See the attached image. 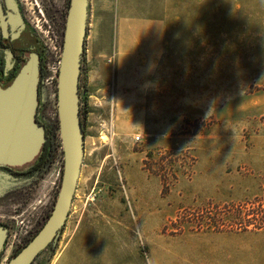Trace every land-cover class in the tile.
I'll list each match as a JSON object with an SVG mask.
<instances>
[{"label": "rangeland", "instance_id": "374dc122", "mask_svg": "<svg viewBox=\"0 0 264 264\" xmlns=\"http://www.w3.org/2000/svg\"><path fill=\"white\" fill-rule=\"evenodd\" d=\"M17 1L45 48L38 117L57 131L70 0ZM86 39L82 171L34 264H114L115 249L126 263L264 264V0H90ZM61 166L55 154L12 205L0 183V221L16 223L1 264L51 213Z\"/></svg>", "mask_w": 264, "mask_h": 264}, {"label": "water", "instance_id": "95a60500", "mask_svg": "<svg viewBox=\"0 0 264 264\" xmlns=\"http://www.w3.org/2000/svg\"><path fill=\"white\" fill-rule=\"evenodd\" d=\"M89 10L90 0H70L57 89L58 119L64 149L60 191L45 225L7 264H32L56 240L70 216L85 155L79 83L87 42ZM5 15L0 0V20L7 35ZM40 80L39 54L32 51L11 83L0 87V167L29 164L42 151L46 131L43 125L36 122ZM5 235L6 231L0 228V243Z\"/></svg>", "mask_w": 264, "mask_h": 264}, {"label": "flooded vegetation", "instance_id": "af4514ba", "mask_svg": "<svg viewBox=\"0 0 264 264\" xmlns=\"http://www.w3.org/2000/svg\"><path fill=\"white\" fill-rule=\"evenodd\" d=\"M2 4L6 14L5 19L7 21V35L4 33L2 21L0 20V87L4 88L8 86L15 77V75L18 73L22 65L28 59L29 54L32 51L37 52L39 54L40 68H41V80L39 85V98H40V103L38 108V113H39L40 105L42 102V96H43L41 85L45 70L44 67L45 48L38 41L37 37L35 36L34 32L31 30V28L28 27L27 23H25V21L23 20V13L21 11V6L19 5V2L17 0H2ZM69 6H70V2H69ZM69 6H68V10H69ZM62 18L63 16L61 15V19ZM61 26H62V36L64 42V32L66 28V22L65 23L62 22ZM59 31L60 29L57 28L54 34V36L57 37V40L61 36L59 35ZM60 47H61V55H62L63 43ZM57 88H58V76H57ZM38 113H37L36 122H38L40 125H43L46 131V141L44 144V149L42 150V155L36 161L31 162L29 164H25L23 166L0 167V183L3 184V186H5L8 189L4 197V200L6 201V205H12L21 200V195H20L21 192L19 190L14 191L13 189H18L21 186H24L25 184H30V183L35 184L36 181H38L39 177L44 174L45 170L50 166V164L53 163V158L55 154L61 156L62 158L64 157V149L60 135V127L57 128L59 131L58 130L56 131L53 123L49 122L46 119H40L38 117ZM51 131L52 133L54 132V144L52 148H49V142H50L49 139H50ZM58 175L59 176L63 175L62 166H61V171L59 172ZM53 206H55V204ZM51 213L50 211H47L44 217L42 218L39 226L36 227L35 229H31L29 232L27 231L26 235L22 239L17 241L18 243L13 247V251H12L13 257L20 250H22L42 229V227L45 225L46 221L50 217ZM9 218L10 217L5 218L4 216V220L0 221V228L6 231V235L4 236L2 242L0 243V264L3 254L8 250L7 247L9 245V240L10 238H12L16 226L14 219H9ZM50 246L51 244L46 249H48ZM45 250H43L42 252H44ZM41 253L37 256V258L41 255ZM34 262L32 264H34Z\"/></svg>", "mask_w": 264, "mask_h": 264}, {"label": "trees", "instance_id": "16d2710c", "mask_svg": "<svg viewBox=\"0 0 264 264\" xmlns=\"http://www.w3.org/2000/svg\"><path fill=\"white\" fill-rule=\"evenodd\" d=\"M85 83H86V80L83 82V60H82V70H81L80 83L79 84H80V114H81V121H82V125H83L84 132H86V121L85 120H86L87 114H88V99H87L88 97H87L86 93H84L82 91L83 84H85ZM49 140H50V142H49V148H52V146L54 144V132L52 133V131H51V135H50V139ZM43 149H44V146H43L42 150ZM41 155H42V151H41V153L39 154V156L34 161H36ZM209 211L211 212V210H208L207 212H209ZM201 213H202V215L204 214L203 211ZM254 216H260V219L259 220L262 221L263 226H261L259 228H264V212L261 211V214L260 215H258V213H257Z\"/></svg>", "mask_w": 264, "mask_h": 264}, {"label": "crops", "instance_id": "0c3cea01", "mask_svg": "<svg viewBox=\"0 0 264 264\" xmlns=\"http://www.w3.org/2000/svg\"><path fill=\"white\" fill-rule=\"evenodd\" d=\"M114 264H163V263H159L156 261H144V260H131V261H127V263H126L125 261L119 260L118 252L115 249V251H114ZM164 264H166V263H164Z\"/></svg>", "mask_w": 264, "mask_h": 264}, {"label": "built area", "instance_id": "2783aa9c", "mask_svg": "<svg viewBox=\"0 0 264 264\" xmlns=\"http://www.w3.org/2000/svg\"><path fill=\"white\" fill-rule=\"evenodd\" d=\"M60 60H61V50H60V59L59 61L57 62V65H55L53 68H52V81H57V76H58V73H59V67H60Z\"/></svg>", "mask_w": 264, "mask_h": 264}]
</instances>
